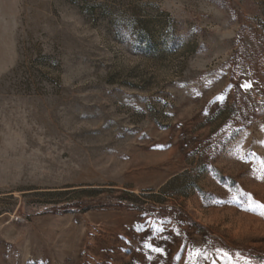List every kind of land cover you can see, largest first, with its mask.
Wrapping results in <instances>:
<instances>
[{
  "label": "rangeland",
  "instance_id": "1",
  "mask_svg": "<svg viewBox=\"0 0 264 264\" xmlns=\"http://www.w3.org/2000/svg\"><path fill=\"white\" fill-rule=\"evenodd\" d=\"M262 206L264 0H0V264H264Z\"/></svg>",
  "mask_w": 264,
  "mask_h": 264
},
{
  "label": "snow or ice",
  "instance_id": "2",
  "mask_svg": "<svg viewBox=\"0 0 264 264\" xmlns=\"http://www.w3.org/2000/svg\"><path fill=\"white\" fill-rule=\"evenodd\" d=\"M240 87L248 89V88L251 87V84L250 83H245L243 85H240ZM262 207H264V206H262ZM262 214H264V213H262ZM157 230L158 231H162L163 229L159 228ZM177 235H179V233H177ZM165 239H167V238H165ZM146 246L149 247L153 251L163 252V249L158 248V247H153L152 244H147ZM185 248H186V246H182L181 250L183 251ZM187 251H188V262H189V264H194L195 259H197V258H199L201 256H203V258L205 260H210L211 264H217V260H221V261H225V260L231 261L232 260L231 254L228 251L224 250V249H216L217 255H216L215 258L211 257L208 253L203 252L199 248L188 249ZM237 255H239V253H237Z\"/></svg>",
  "mask_w": 264,
  "mask_h": 264
},
{
  "label": "trees",
  "instance_id": "3",
  "mask_svg": "<svg viewBox=\"0 0 264 264\" xmlns=\"http://www.w3.org/2000/svg\"><path fill=\"white\" fill-rule=\"evenodd\" d=\"M248 82H249V81L243 82V80H242V82H240V85H243V84L248 83ZM241 89H244V88L241 87Z\"/></svg>",
  "mask_w": 264,
  "mask_h": 264
}]
</instances>
